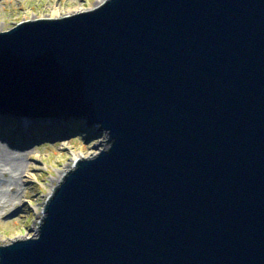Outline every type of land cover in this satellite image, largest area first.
Listing matches in <instances>:
<instances>
[{"label":"water","instance_id":"obj_1","mask_svg":"<svg viewBox=\"0 0 264 264\" xmlns=\"http://www.w3.org/2000/svg\"><path fill=\"white\" fill-rule=\"evenodd\" d=\"M0 114L86 116L110 145L0 264H264V0L20 22L0 32Z\"/></svg>","mask_w":264,"mask_h":264},{"label":"rangeland","instance_id":"obj_2","mask_svg":"<svg viewBox=\"0 0 264 264\" xmlns=\"http://www.w3.org/2000/svg\"><path fill=\"white\" fill-rule=\"evenodd\" d=\"M107 1V0H105ZM103 1V2H105ZM103 2L99 0H0V32L13 28L16 24L27 20L39 18H62L76 13L90 11ZM84 123L87 122L86 116ZM66 130L68 137L52 139L47 137L36 138L31 148L21 152V156L12 154L15 145H22L19 125L15 121L7 122L6 127L0 125V149L6 156H11L12 161L20 159L22 168L20 175L12 177L3 174L0 170V186L8 191L6 202L0 203V246L13 243L37 234L40 220L44 216L46 200L51 197L48 192L52 187H57L64 176L73 168L75 156L81 160L90 159L102 150L109 148L108 133L99 129L100 125L92 123L83 126L72 125L67 121ZM35 130V128H34ZM78 130V131H77ZM71 135L69 136V134ZM29 142V140H26ZM15 157V159H14ZM1 168V167H0ZM60 173L63 178L59 180ZM12 179H16V183ZM52 196V195H51Z\"/></svg>","mask_w":264,"mask_h":264},{"label":"bare ground","instance_id":"obj_3","mask_svg":"<svg viewBox=\"0 0 264 264\" xmlns=\"http://www.w3.org/2000/svg\"><path fill=\"white\" fill-rule=\"evenodd\" d=\"M103 1L105 0H99V2H103ZM83 120L84 119H80V120L73 119L71 117H68L65 120H57V119L34 120L31 118H25V117L19 118L17 116H13L9 114L8 115L0 114V125L5 126L7 122H11V121H15L19 125V128L17 129H18V132L21 133L22 145L21 146L15 145L14 149H18V151L16 152L14 150L12 152V154L14 153L18 157L21 156L22 154L21 152H19V150H22V151L24 150L23 152H25L26 150L31 148L32 146L31 144L33 143L30 144V142H34L36 138H40L41 136H44V137L46 136L48 141H52V139L54 140L55 138L60 139V137H64L66 139L68 137L66 130L69 128L67 121H71V124L73 126L78 125L80 127V130H84L83 126L86 127L85 125H90V124L88 122L85 124ZM7 126L8 125H6V127ZM70 130L71 132L74 131L72 130V128ZM34 131L37 132L35 133L36 138L33 136ZM70 135L71 133L69 134V136ZM26 140H29V142H27ZM74 158L76 162L78 158L81 160L82 157L79 155V156H75ZM11 159H12L11 156H6L4 153V150L0 149V167H1L0 170L1 172H3V174H8V175L11 174L12 177H17L20 175L18 172L22 168V163L20 162L19 158H16L18 160L16 162L12 161ZM75 169H76V166H73V168L70 170H75ZM63 175H64L63 173H60L59 180L63 178ZM12 180L13 182L16 183V179H12ZM53 190H54V187H52L50 191L48 192L49 197H51ZM8 197H10L8 195V191H4L3 188L0 186V203L6 202ZM44 217H45V212H44L43 219ZM38 236H39V229L36 235L31 236V237H26L22 240H26L30 238H37Z\"/></svg>","mask_w":264,"mask_h":264}]
</instances>
